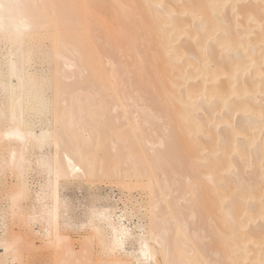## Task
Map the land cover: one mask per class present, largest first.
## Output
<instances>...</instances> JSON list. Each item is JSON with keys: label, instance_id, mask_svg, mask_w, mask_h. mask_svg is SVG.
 I'll return each instance as SVG.
<instances>
[{"label": "bare ground", "instance_id": "obj_1", "mask_svg": "<svg viewBox=\"0 0 264 264\" xmlns=\"http://www.w3.org/2000/svg\"><path fill=\"white\" fill-rule=\"evenodd\" d=\"M0 42V264H264V0H0ZM95 178L142 198L76 221Z\"/></svg>", "mask_w": 264, "mask_h": 264}, {"label": "rangeland", "instance_id": "obj_2", "mask_svg": "<svg viewBox=\"0 0 264 264\" xmlns=\"http://www.w3.org/2000/svg\"><path fill=\"white\" fill-rule=\"evenodd\" d=\"M5 48H6V43L0 42V50L2 52H5ZM40 56L41 55H39V56L37 55L35 57L34 60L37 61V64L33 65L32 66L33 68H31V70H33V69H35V70L36 69H38V70H40V69H42V70L48 69V65L46 63H44V60H42L43 57H40ZM36 58H40L41 60L40 59L37 60ZM41 61H43V62H41ZM0 99H1V94H0ZM54 116H55L54 114L50 115V119L53 120ZM6 169H10V168H6ZM9 173H10V171L7 170L6 171L5 180L7 181V184L8 183L9 184H13V181H12L13 178H10V181L8 179L9 178ZM34 175H35V180H36V184H35L36 186L35 187H38L39 183H42V182L44 183L45 182V180H46L45 173L42 174L41 172H38V173H36ZM61 182H63V180ZM66 184H64V183L62 184L61 183V185H60V187H61L60 188V190H61L60 193H61L62 196L65 195L66 197H68L69 200L71 199L70 200V207H72V209L74 208L71 211V212H73L72 215L74 216L75 220L79 221V222H81L82 219H83V221L86 220L85 219L86 218L85 214L88 213V210H89L90 206L93 207V205L94 206L96 205L97 207L98 206L102 207L103 205L111 204V205H114L116 207H119V208L123 209L124 208V204L123 203L126 202L127 203V208L129 209V208H131V204H133L134 201L139 200V199L142 198V197H140V195L138 196V192L137 191L135 192V190L131 194H130V192L128 193L127 190H122V184H120L117 181H114L112 179L95 178V179H92V180H84L83 183L82 182H80V183L77 182V184H76V182L75 183L71 182V184L70 183H66ZM10 189L8 190V192L10 191ZM3 190H4L3 185L0 184V196L3 195V198H5V191H3ZM95 196H97V197H95ZM130 196H132V197H130ZM106 197L110 200L109 204L106 201H103V202L101 201L103 198H106ZM129 198H133V199H131V202H130ZM71 201H73V203ZM134 204H136V202ZM0 206L1 207L6 206L5 205V201L1 202V200H0ZM118 211H120V209ZM130 224L132 226L138 224V218L136 217V215H135V217L134 216L130 217ZM10 227H12L11 230H13V232H18L19 231L18 230L19 229L18 228L19 227V221H18V217L17 216L13 217V219H10ZM69 234H70V236L72 238L73 244H75L74 245L75 248L79 249V245H80L79 244V242H80L79 241V239H80L79 238V233H69ZM37 239L38 238L35 239L36 244L37 245H41V241L39 239L38 240ZM94 245H95V242H94ZM95 246H98V245H95ZM43 251L44 250H42V251H40L38 253H33L32 252L33 254L30 253L27 256V259L30 261L29 263L30 264H33V263L36 264L38 261L43 260V261H45V263L48 262L46 264H58L57 262H55V260H54L55 263L51 262L52 258L49 256L48 251H46V250L44 252ZM1 252H3V251H1ZM41 253H43V254H41ZM40 254L44 255L45 257H47V259H45V257L42 258ZM37 256H39L40 258L37 257ZM36 258H37V260L35 261ZM48 258H51V259H48ZM38 259H40V260H38ZM32 261H33V263H32ZM52 261H53V259H52Z\"/></svg>", "mask_w": 264, "mask_h": 264}]
</instances>
